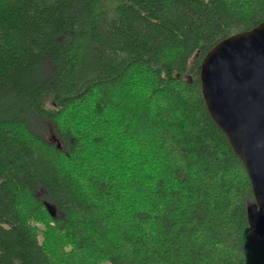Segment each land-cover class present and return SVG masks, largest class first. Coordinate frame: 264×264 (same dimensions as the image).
<instances>
[{
    "label": "trees",
    "instance_id": "obj_1",
    "mask_svg": "<svg viewBox=\"0 0 264 264\" xmlns=\"http://www.w3.org/2000/svg\"><path fill=\"white\" fill-rule=\"evenodd\" d=\"M264 0H0V264H264L200 66Z\"/></svg>",
    "mask_w": 264,
    "mask_h": 264
},
{
    "label": "water",
    "instance_id": "obj_2",
    "mask_svg": "<svg viewBox=\"0 0 264 264\" xmlns=\"http://www.w3.org/2000/svg\"><path fill=\"white\" fill-rule=\"evenodd\" d=\"M200 81L208 113L249 175V225L264 235V20L214 44L202 59Z\"/></svg>",
    "mask_w": 264,
    "mask_h": 264
}]
</instances>
